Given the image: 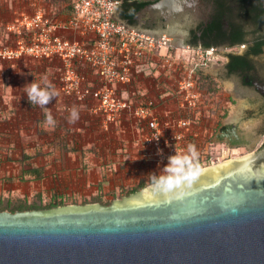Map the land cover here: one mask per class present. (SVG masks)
<instances>
[{"label": "water", "instance_id": "1", "mask_svg": "<svg viewBox=\"0 0 264 264\" xmlns=\"http://www.w3.org/2000/svg\"><path fill=\"white\" fill-rule=\"evenodd\" d=\"M197 1L156 0L139 14L182 25ZM118 5L112 18L180 42L178 26L170 32L140 28L119 17ZM223 66H212L210 73L235 105L213 139L244 138L241 144L251 149L264 130V115H255L256 106L236 90L237 81ZM225 125L234 127L224 132ZM0 264H264V143L198 168L192 186L166 200L150 184L109 203L0 210Z\"/></svg>", "mask_w": 264, "mask_h": 264}, {"label": "built area", "instance_id": "2", "mask_svg": "<svg viewBox=\"0 0 264 264\" xmlns=\"http://www.w3.org/2000/svg\"><path fill=\"white\" fill-rule=\"evenodd\" d=\"M119 2L72 0L70 11L58 15L33 2L31 10L15 11L5 25L8 37L0 43V57L59 59L63 94L78 101L94 99L105 126L127 118L134 129L137 161L143 169L151 168L152 176L162 173L170 155L187 153L190 144L195 146L198 168L232 157L233 145L213 139L218 123L211 120L213 107L195 76L202 65L213 61L215 48H192L191 60L177 54L176 46L184 45L112 18ZM154 70H163L168 89L161 86L146 98L121 96V84H131L138 75H152ZM87 72L97 84L88 83ZM218 143L224 145L217 150Z\"/></svg>", "mask_w": 264, "mask_h": 264}, {"label": "crops", "instance_id": "3", "mask_svg": "<svg viewBox=\"0 0 264 264\" xmlns=\"http://www.w3.org/2000/svg\"><path fill=\"white\" fill-rule=\"evenodd\" d=\"M24 5L0 0V43L5 25ZM60 67L57 58L0 57V210L104 203L152 180L151 168L143 169L137 161L134 129L127 118L105 126L94 99L78 101L63 94ZM45 79L57 95L43 107L30 103L26 87L30 83L43 87ZM164 80L163 70L141 74L135 82L121 84L120 94L151 97ZM87 81L97 84L88 72ZM73 107L79 119L69 123ZM46 113L52 115L54 126L45 124Z\"/></svg>", "mask_w": 264, "mask_h": 264}, {"label": "flooded vegetation", "instance_id": "4", "mask_svg": "<svg viewBox=\"0 0 264 264\" xmlns=\"http://www.w3.org/2000/svg\"><path fill=\"white\" fill-rule=\"evenodd\" d=\"M119 7L120 4L118 15ZM140 9L129 16L132 24L140 28L170 32L178 26L182 45L206 48L210 44L216 52L218 48L236 49L226 51L225 74L235 78L236 90L241 91L250 105L256 106L259 112L255 115H264V0H198L189 11L194 15L189 14L182 25L166 23L158 16L140 15ZM252 116L250 112L244 117ZM233 127L225 125L222 131ZM262 136L264 140V130ZM231 140H239L241 144L246 139L232 137ZM231 140L224 141L230 145Z\"/></svg>", "mask_w": 264, "mask_h": 264}, {"label": "clouds", "instance_id": "5", "mask_svg": "<svg viewBox=\"0 0 264 264\" xmlns=\"http://www.w3.org/2000/svg\"><path fill=\"white\" fill-rule=\"evenodd\" d=\"M43 84L44 86L41 87L38 83H30L25 90L28 101L41 107L47 105L57 95L56 90L46 79ZM77 119H79V112L73 107L68 116L69 123H74ZM45 124L47 126L55 125L50 113H46ZM196 157L195 146L191 144L188 145L187 153L170 155L162 173L153 175L151 178L154 193L166 200L173 196H179L189 189L198 175V165L194 163Z\"/></svg>", "mask_w": 264, "mask_h": 264}, {"label": "rangeland", "instance_id": "6", "mask_svg": "<svg viewBox=\"0 0 264 264\" xmlns=\"http://www.w3.org/2000/svg\"><path fill=\"white\" fill-rule=\"evenodd\" d=\"M19 1L22 2L21 0H19ZM47 2H48V0H36V1H34V3L41 4V5H45V3H47ZM52 2L57 6V8L62 9L64 6H66V3L68 2V0H54ZM170 41L174 44H181V42H178V41H172V40H170ZM176 47L177 48H176L175 52H177V54L185 55L187 58L189 57L190 60L193 58V54H194V51L192 48H200L199 46H193L192 47V46L186 45V44H184V46H181V47L180 46H176ZM221 50L223 52H226L229 50L236 51V49H230V48H221ZM225 57L226 56L222 55L219 51H217L216 53H214L212 55L213 61L211 63L208 62L207 64L202 65V67L199 70H197L195 73V76L197 78V83H198L200 89L207 96H209V98L206 102H208L213 107V110L210 111V114L212 116H215V117H213V118L211 117V120L214 123V125H216V123H218V126L216 125L213 128L214 130H218L221 122L227 118V116L230 114V112L232 111V109L234 108V105H235V99L232 96V94L229 92V90L226 88V86L218 78L214 77L210 73V69L212 66H218V65L224 64ZM180 73L181 72H177V74H180ZM162 86L166 87L167 89L170 87L169 85H163V84H162ZM263 143H264V140H263V136H262V132H261L257 141L255 142L254 146L251 149L248 148L244 144H233V152L234 153H233L232 157L249 154V153L257 150ZM221 145H224V144L218 143L216 145V149L217 150L220 149ZM225 146H227V145H225ZM150 184H152V181L149 180V183L146 186H148ZM146 186H144V187H146ZM129 193H131V192H129ZM129 193H122V194L118 195L117 197L120 198L121 196L127 195ZM109 202H110L109 200H105L104 203H109Z\"/></svg>", "mask_w": 264, "mask_h": 264}, {"label": "trees", "instance_id": "7", "mask_svg": "<svg viewBox=\"0 0 264 264\" xmlns=\"http://www.w3.org/2000/svg\"><path fill=\"white\" fill-rule=\"evenodd\" d=\"M21 1H22L21 3L24 2V4H25L24 5L25 7H20L21 9H30L31 10L32 9L31 4L36 0H21ZM52 1H54V0H48V2L45 3V5H43V6H45L46 8L54 10L53 15L66 13V12L70 11V9L72 7V0H68V2L66 3V6H64L62 9L57 8V6ZM121 1L122 2L120 3V7H119L121 9L120 13H119V17L122 18L123 20H126L129 24H132L133 21L129 19V16H131L138 9L142 8L144 5L151 3V2H154L156 0H121ZM7 37H8V33L4 29V36L2 38V40H3L2 42H4V40ZM207 46H210V44L205 45V47H207ZM220 126L222 127L223 125L221 124ZM146 185L147 184L145 182H140L135 187L127 189L122 193H129V192L135 191L137 189L143 188ZM53 205H55V204H52V206Z\"/></svg>", "mask_w": 264, "mask_h": 264}]
</instances>
